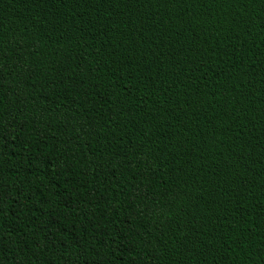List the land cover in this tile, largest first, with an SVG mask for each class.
Instances as JSON below:
<instances>
[{
	"label": "trees",
	"instance_id": "obj_1",
	"mask_svg": "<svg viewBox=\"0 0 264 264\" xmlns=\"http://www.w3.org/2000/svg\"><path fill=\"white\" fill-rule=\"evenodd\" d=\"M0 264H264V0H0Z\"/></svg>",
	"mask_w": 264,
	"mask_h": 264
}]
</instances>
